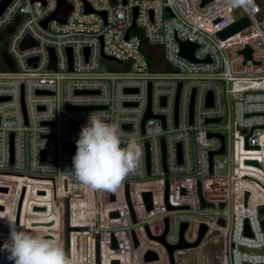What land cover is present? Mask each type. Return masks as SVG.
<instances>
[{
    "label": "built area",
    "instance_id": "1",
    "mask_svg": "<svg viewBox=\"0 0 264 264\" xmlns=\"http://www.w3.org/2000/svg\"><path fill=\"white\" fill-rule=\"evenodd\" d=\"M201 1L0 0L13 64L0 69V187L8 193L0 215L16 218L24 186V198L34 197L23 198L22 221L32 211L29 224H48L50 200L56 214L43 230L62 243L69 225L79 264H94L96 241L99 264L103 256L106 264H181L186 248L169 263L165 245L179 240L182 222L186 241L206 226L197 246L206 237L218 244V264H264V0ZM241 16L247 24L217 35ZM180 40L195 43L193 59L179 52ZM92 112L142 147L139 170L115 191L68 172L80 130L73 123ZM214 133L223 150L209 157L221 145ZM162 233L164 242L154 238ZM147 250L156 258L145 260Z\"/></svg>",
    "mask_w": 264,
    "mask_h": 264
},
{
    "label": "clouds",
    "instance_id": "2",
    "mask_svg": "<svg viewBox=\"0 0 264 264\" xmlns=\"http://www.w3.org/2000/svg\"><path fill=\"white\" fill-rule=\"evenodd\" d=\"M52 117V113L50 118ZM76 151L68 172L93 190L115 191L125 179L136 174L142 147L133 134H125L118 121L102 112L87 115L75 140ZM7 221L9 237L0 244L11 264H79L56 240L46 238L23 226L17 228L14 216L0 215Z\"/></svg>",
    "mask_w": 264,
    "mask_h": 264
},
{
    "label": "water",
    "instance_id": "3",
    "mask_svg": "<svg viewBox=\"0 0 264 264\" xmlns=\"http://www.w3.org/2000/svg\"><path fill=\"white\" fill-rule=\"evenodd\" d=\"M205 1L206 0H202L201 3L205 2ZM5 2H4V4H5ZM62 2H63V0H59V4H61ZM56 11L54 13H52L51 16H55ZM48 18L43 20L44 24H45V22L47 21ZM62 20H64V19H62ZM133 24H134V22L131 23V26ZM245 24H247V19H246L245 16H241V17L235 19L229 25H227L224 28L218 30L217 31V35L219 37L227 36L228 34L236 31L239 28H241ZM26 43H27V41L25 40V41L22 42V45L24 46ZM194 47H195V43L194 42H191V41H188V40H180L179 41V52L181 54L187 56L190 59H193V49H194ZM242 51L244 52L245 56H248L250 50H249L248 47H245ZM4 62L6 63V65L9 68H12V66H13L12 61L8 60L7 58H4ZM210 103H211V96H210V92H208L207 98H206V104H210ZM215 120H217V118ZM83 124L84 123L75 122V123H73V126H81ZM214 134L219 136V138L221 140V145H220V147L217 150L211 151L209 153V157L211 156L212 153L221 152L223 150L222 136L219 133H214ZM0 189L7 190V187H0ZM24 191H25V187L23 186L22 189H21V192H20V196H19L18 201H17V207H16V219H17V221H18L19 214H20V207H21L22 198L24 196ZM125 193H126V196H127L126 188H125ZM246 195H247V192L245 191V195L244 196L246 197ZM142 197H143V200H144L146 206L149 207V199H150L149 191L142 192ZM199 197H200V200H201V205H211L212 204L210 202L203 201V199L201 198L200 194H199ZM219 205H222V203L219 202ZM0 207H2V205H0ZM67 207H68V203H67ZM42 208H44V207L43 206H34V209H42ZM67 210H68V208H67ZM260 222L262 223V220H260ZM186 225H187L186 222H182L181 223L180 230H179V240L175 244H172V245H167L166 244L165 245L166 249H167V252H168V256H169V263L173 262L172 251L174 249H177V248H189V247L197 246L199 241H200V239H201V237H202V235H203V233H204V231H205V229H206V226L203 223H200L198 231H197L196 238L193 241H186V240H184L182 238V232L186 228ZM262 225H263V223H262ZM263 228H264V225H263ZM69 229H70V227L67 226V232H68ZM154 238L160 240L161 242H164L163 233L160 234V235L154 236ZM143 258L145 260H152V259L156 258V255L154 254L153 251L147 250L145 252ZM95 264H99L98 263V245H97V241L95 243ZM110 264H118V262H117V260L114 259V260H112L110 262Z\"/></svg>",
    "mask_w": 264,
    "mask_h": 264
},
{
    "label": "rangeland",
    "instance_id": "4",
    "mask_svg": "<svg viewBox=\"0 0 264 264\" xmlns=\"http://www.w3.org/2000/svg\"><path fill=\"white\" fill-rule=\"evenodd\" d=\"M131 32L139 34L140 36L142 35V29L140 27H135V28L131 29ZM9 36H10V32L7 31V27L6 26H0V69L5 68L1 65V59H2L1 51L2 50L7 51ZM13 179H19V178L14 177ZM6 191L7 190H0V199L7 197L8 193ZM33 197H34V195H32V193L29 191L24 198V205H27L29 200H31ZM4 200H6V199H4ZM47 203L49 204L50 207H49L48 212H45V213L48 215V217H52V218H50L52 220H48V221H53L54 220L53 217H55V216H53V214H56L55 213L56 211L53 208L50 200H48ZM1 213H2V209H0V214ZM33 213H35V212L31 211L30 213L26 214V219L23 223L25 229L29 230V231H34V232L42 234L44 236H50L52 238H49V239L55 240V238H56L55 236H56L57 231H55V230L46 231L45 230L46 232H44L43 226H42V228H38L41 231H39V230L36 231V230H33V228H31L32 224H35V222H44L45 221V220H39V219H42V218H39L38 220L32 221L33 222L32 224H29L27 222V220L32 219ZM41 213H43V212L40 211L39 214H41ZM259 216L264 221V213L260 214ZM19 227H20V225L17 224V228H19ZM5 228L0 227V244H3L2 242L5 241L9 237L10 230L7 227H5ZM35 229H36V227H35ZM190 230H191V225L187 228L188 232ZM46 238H48V237H46ZM218 248H219L218 244H216L212 240L208 239V237H206L204 240V243L201 244L200 246H196V247H192V248H186L183 250V253L179 256L180 258L183 257L181 264H218V258L216 257V252H218ZM4 263L11 264L10 261L7 260L6 254L3 252H0V264H4ZM106 263H107L106 257L103 256L102 264H106ZM88 264H93L92 258H91V263L89 262Z\"/></svg>",
    "mask_w": 264,
    "mask_h": 264
},
{
    "label": "flooded vegetation",
    "instance_id": "5",
    "mask_svg": "<svg viewBox=\"0 0 264 264\" xmlns=\"http://www.w3.org/2000/svg\"><path fill=\"white\" fill-rule=\"evenodd\" d=\"M24 193H25V191H24ZM23 198H24V196H23ZM23 198H22V201H23ZM21 208H22V202H21V207H20L19 218H18V221H17V219H16V221H17V224L18 225L24 227V225H23L24 221H22V219H21ZM40 210H44V208H42ZM51 224H53V221H49L48 224H43L41 222H35V224H32V226H35L36 228H41L42 226H45V225L48 226V225H51ZM67 226L70 227L69 225H67ZM0 227H3V228L7 227V228H9L8 225H1V224H0ZM69 230L67 232V227H65L64 232H63V242L61 243V245L64 247L66 253L69 256H72L71 243H70V240H69ZM45 237L52 238L50 236H45ZM98 263H99V252H98ZM94 264H95V250H94Z\"/></svg>",
    "mask_w": 264,
    "mask_h": 264
},
{
    "label": "trees",
    "instance_id": "6",
    "mask_svg": "<svg viewBox=\"0 0 264 264\" xmlns=\"http://www.w3.org/2000/svg\"><path fill=\"white\" fill-rule=\"evenodd\" d=\"M1 57H2V59H1V65L3 66V67H5V68H1V69H7V65H6V63L4 62V58H8V54H7V52L5 51V50H2L1 51Z\"/></svg>",
    "mask_w": 264,
    "mask_h": 264
},
{
    "label": "snow or ice",
    "instance_id": "7",
    "mask_svg": "<svg viewBox=\"0 0 264 264\" xmlns=\"http://www.w3.org/2000/svg\"><path fill=\"white\" fill-rule=\"evenodd\" d=\"M237 2H242V0H237ZM248 2L250 3V2H251V0H248Z\"/></svg>",
    "mask_w": 264,
    "mask_h": 264
},
{
    "label": "crops",
    "instance_id": "8",
    "mask_svg": "<svg viewBox=\"0 0 264 264\" xmlns=\"http://www.w3.org/2000/svg\"><path fill=\"white\" fill-rule=\"evenodd\" d=\"M47 235H48V234H47ZM3 242H4V241H3ZM3 242H2V243H3ZM6 262H7V261H6ZM4 264H6V263H4Z\"/></svg>",
    "mask_w": 264,
    "mask_h": 264
}]
</instances>
